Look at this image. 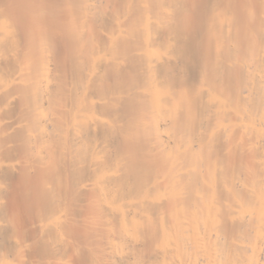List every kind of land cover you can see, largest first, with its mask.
I'll return each mask as SVG.
<instances>
[{
	"label": "bare ground",
	"instance_id": "bare-ground-1",
	"mask_svg": "<svg viewBox=\"0 0 264 264\" xmlns=\"http://www.w3.org/2000/svg\"><path fill=\"white\" fill-rule=\"evenodd\" d=\"M0 264H264V0H0Z\"/></svg>",
	"mask_w": 264,
	"mask_h": 264
}]
</instances>
